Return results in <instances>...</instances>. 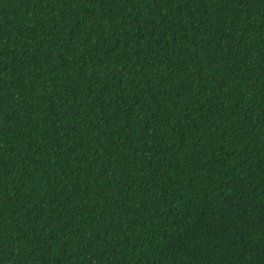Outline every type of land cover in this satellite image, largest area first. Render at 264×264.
<instances>
[{
  "label": "trees",
  "instance_id": "1",
  "mask_svg": "<svg viewBox=\"0 0 264 264\" xmlns=\"http://www.w3.org/2000/svg\"><path fill=\"white\" fill-rule=\"evenodd\" d=\"M0 264H264V0H0Z\"/></svg>",
  "mask_w": 264,
  "mask_h": 264
}]
</instances>
